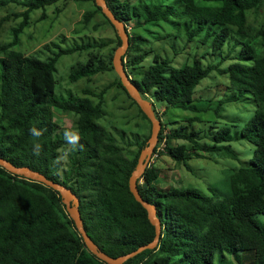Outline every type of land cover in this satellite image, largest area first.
Segmentation results:
<instances>
[{"label":"trees","instance_id":"16d2710c","mask_svg":"<svg viewBox=\"0 0 264 264\" xmlns=\"http://www.w3.org/2000/svg\"><path fill=\"white\" fill-rule=\"evenodd\" d=\"M58 1L0 0V8L10 2L24 8L12 12L21 19L11 28V39L0 44V157L16 166H28L70 188L79 199L82 224L88 235L102 251L117 257L151 242L155 235L145 208L128 187L139 153L147 145L150 128L143 138L137 132L133 134L135 141L127 145H135L136 149L126 151L100 122L105 93L113 85L118 86L141 116L149 123L150 120L128 95L116 73L115 80L99 92L84 88L82 95L57 94L52 77L58 59L63 54L91 49L94 44L62 47L53 43L57 49L44 58L15 49L29 24L31 11ZM180 1V8H176L158 2L106 0L129 36L122 56L127 74L143 98H155L165 104L163 112L170 106L187 108L194 99L195 87L216 65L184 62L169 66V59L154 53L139 77H132L133 69L142 66L145 59L138 44L144 38L141 34L133 36L128 24L147 27L160 21L183 23L180 26L186 31L187 42L210 41L213 51H219L229 37L237 38L240 51L224 72L228 73L233 89L249 92L254 98V112L240 133L254 149L251 158L231 173L230 194L224 196L212 189L211 194H206L194 187H159L155 183L156 167L149 161L137 187L143 199L156 207L161 236L155 248L145 249L122 264H216V259L217 264H246L240 255L246 256L250 264H264V227L255 217L264 214V24L251 29L247 18V12L257 10L264 0H203L218 1L215 6L202 4L201 0ZM94 6V10L85 13V22L94 12H100L120 45L114 26L95 2ZM113 53L110 51L101 59L90 53L84 62L71 67L69 81L74 83L99 72L113 71ZM55 109L76 115L75 128L84 145L82 151L71 153L62 165L54 162L68 145L58 131ZM153 110L161 123L153 156L162 153L158 146L165 136L162 150L189 169L186 161L193 154L201 155L191 154L184 143L173 145L172 139L192 142L193 152L204 150L235 157L229 145L221 144L230 141V126L217 129L211 137L213 143L200 144L195 132L183 133L181 125L169 132L164 119ZM33 127L43 132L38 140L30 135ZM34 141L41 144L40 156L33 155ZM0 264L106 263L87 250L57 191L0 166Z\"/></svg>","mask_w":264,"mask_h":264},{"label":"rangeland","instance_id":"374dc122","mask_svg":"<svg viewBox=\"0 0 264 264\" xmlns=\"http://www.w3.org/2000/svg\"><path fill=\"white\" fill-rule=\"evenodd\" d=\"M126 1L132 4L158 2L176 8L181 6L180 0ZM201 3L214 6L219 4L218 1L203 0ZM23 9L22 5L13 2L0 8V21L6 18L0 23V44L11 39V28L21 19V16L15 18L12 12H20ZM94 9L92 0H59L43 9L32 10L29 24L20 34L19 41L15 45L17 50L34 53L43 58L50 51L57 49L53 43L62 47L85 43L95 45L88 50L63 54L58 59L52 83L57 94L61 96L66 97L68 93L82 95L84 88L99 92L104 85L115 80L114 70L99 72L90 79H80L74 83H71L68 78L71 67L84 62L90 53L97 54L101 59L110 51L114 52L118 46L115 41V31L106 23L100 12H94L93 16L85 22V13ZM247 18L251 29L264 24V3L257 10L247 12ZM147 25V27L137 26L134 22L128 24V30L133 36L137 37L136 35L141 34L144 38V40L140 39L138 44L140 45L139 51L144 53L145 59L142 61V66L133 69L132 77H139L144 68L151 63L154 53L159 54L161 58L169 59V66L177 67L184 62H199L201 66L216 65L195 87L194 99L187 104V108L170 106L163 112L165 104L155 98L152 99L159 116L168 125L166 129L170 132L181 125L183 133L195 132V138L200 144H211L213 143L211 137L217 129L226 125L230 126V141L221 144L229 145L236 154L232 157L204 150L193 152L192 142L182 138L172 139L173 145L184 143L191 154L195 153L201 157L193 154V157L186 161L190 166L189 169L182 162L171 158L160 146L159 150L162 153L152 155L149 160L151 165L156 167L158 174L155 183L163 188L194 187L206 194H211L212 189L219 196L229 195L231 173L251 158L254 149V145L240 135L242 127L254 112V98L249 92H239L233 89L228 73L224 72L228 65L236 60L232 57L239 53L241 44L237 42V38L234 37L235 41L233 37H229L219 51H213L210 41L202 43L196 39L187 42L186 31L181 27L183 23L176 25L171 21H160ZM104 41L108 43L104 44ZM227 54L230 55L224 57ZM40 92L43 91L40 90ZM92 100L96 101L97 98L93 96ZM103 109L104 115L100 118V122L115 136L117 143L128 152L136 149L135 145H127V142L135 141L133 134L137 132L139 137L143 138L148 128L151 132V122L149 123L141 116L137 106L132 104L126 94L116 85L110 87L105 93ZM54 113L59 132L63 134L66 128L76 131L74 113L63 112L60 109H55ZM255 217L264 227V214H258ZM230 258L238 263L236 258L232 256ZM240 258L244 260V263L250 264L246 256L240 255ZM215 263L217 264V259Z\"/></svg>","mask_w":264,"mask_h":264},{"label":"water","instance_id":"95a60500","mask_svg":"<svg viewBox=\"0 0 264 264\" xmlns=\"http://www.w3.org/2000/svg\"><path fill=\"white\" fill-rule=\"evenodd\" d=\"M94 2L98 7H100L102 13L109 19L111 24L114 26L116 33L121 40L120 45L115 48L112 56V65L114 68V72L119 77L128 95L136 101L138 106L141 108V110L151 122V132L149 138L147 139V145L143 147L139 153L136 166L131 172V175L128 180V187L130 192L133 194L135 200L138 201L145 208L147 212V218L149 222L154 226L155 235L152 241L147 244H143L126 254L117 257H112L102 251L86 232L85 228L83 227L79 211V199L70 188L64 186L59 182H55L52 179L47 178L44 174L37 170H33L28 166H16L2 157H0V166L13 175L40 182L45 186L57 191L61 196L62 203L65 205L66 212L68 213L69 217L73 220L76 229L82 237V240L87 250L93 255H95L98 259L104 261L106 264H122L127 259L135 256L136 254L140 253L145 249L155 248L158 245L161 236V221L160 218L157 216L156 207L154 204H151L150 202L143 199L137 187L138 179L142 176L145 168L149 164V160L151 158L154 146L158 138L161 123L160 120L154 114L152 103L141 96L138 88L130 79L126 69L123 66L122 56L124 55V52L126 51L129 45V36L125 31V25L123 21L119 18H116L112 10L109 8L106 0H94Z\"/></svg>","mask_w":264,"mask_h":264},{"label":"clouds","instance_id":"9594fccd","mask_svg":"<svg viewBox=\"0 0 264 264\" xmlns=\"http://www.w3.org/2000/svg\"><path fill=\"white\" fill-rule=\"evenodd\" d=\"M149 101L152 103V108L154 109L155 107H153V101L151 99ZM155 109L157 111V108ZM42 134L43 132L41 129H37L36 127L30 129V135L34 138H37V140ZM63 135H64L65 143L68 145V147L62 153L57 155L56 160L54 162L56 165H62L64 162L68 160L71 153L76 151H82L84 149V145L80 142L81 137L78 131H73L66 128L63 132ZM32 151H33V155L40 156L41 144L34 141Z\"/></svg>","mask_w":264,"mask_h":264},{"label":"built area","instance_id":"2783aa9c","mask_svg":"<svg viewBox=\"0 0 264 264\" xmlns=\"http://www.w3.org/2000/svg\"><path fill=\"white\" fill-rule=\"evenodd\" d=\"M164 141H165V136H164V138H162V140H161V143L159 144V149H160V146L162 147V145L164 144Z\"/></svg>","mask_w":264,"mask_h":264}]
</instances>
